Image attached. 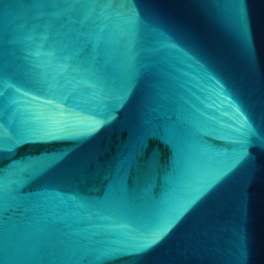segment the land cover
Here are the masks:
<instances>
[{
    "label": "water",
    "instance_id": "95a60500",
    "mask_svg": "<svg viewBox=\"0 0 264 264\" xmlns=\"http://www.w3.org/2000/svg\"><path fill=\"white\" fill-rule=\"evenodd\" d=\"M0 264H264V0H0Z\"/></svg>",
    "mask_w": 264,
    "mask_h": 264
},
{
    "label": "snow or ice",
    "instance_id": "6c2138e0",
    "mask_svg": "<svg viewBox=\"0 0 264 264\" xmlns=\"http://www.w3.org/2000/svg\"><path fill=\"white\" fill-rule=\"evenodd\" d=\"M142 147L146 150L147 149V142H145Z\"/></svg>",
    "mask_w": 264,
    "mask_h": 264
}]
</instances>
